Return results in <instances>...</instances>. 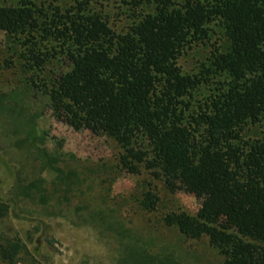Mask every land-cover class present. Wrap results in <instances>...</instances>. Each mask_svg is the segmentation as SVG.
Listing matches in <instances>:
<instances>
[{"label":"trees","instance_id":"1","mask_svg":"<svg viewBox=\"0 0 264 264\" xmlns=\"http://www.w3.org/2000/svg\"><path fill=\"white\" fill-rule=\"evenodd\" d=\"M147 1L126 0L134 22L120 33L87 4L49 14L32 2L0 7V32L25 39L23 69L38 79L56 59L44 43L56 42L69 70L28 85L73 128L114 141L124 170L203 200L196 216L168 214L167 227L208 237L222 264H264V133L248 135L264 131V0H153L137 15ZM214 27L225 49L185 71L181 59L210 47ZM15 247L0 244L3 262Z\"/></svg>","mask_w":264,"mask_h":264},{"label":"rangeland","instance_id":"2","mask_svg":"<svg viewBox=\"0 0 264 264\" xmlns=\"http://www.w3.org/2000/svg\"><path fill=\"white\" fill-rule=\"evenodd\" d=\"M26 2L49 14L84 3L108 16L119 33L134 22L126 0H0V7ZM149 2L136 14L153 13ZM213 30L210 47H195L181 59L185 71L205 62L214 47L225 49L224 31ZM44 46L56 59L38 79L23 69L25 39L0 32V244L18 250L14 263L0 257V264H222L208 237L187 239L164 223L173 212L196 216L203 200L171 192L144 168L124 170L114 141L73 128L42 90L28 85L70 68L56 42Z\"/></svg>","mask_w":264,"mask_h":264}]
</instances>
